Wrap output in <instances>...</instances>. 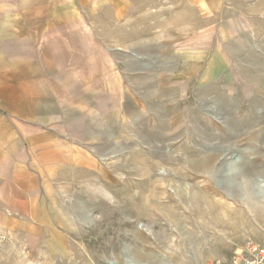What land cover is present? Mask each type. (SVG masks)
I'll use <instances>...</instances> for the list:
<instances>
[{
	"label": "crops",
	"instance_id": "obj_1",
	"mask_svg": "<svg viewBox=\"0 0 264 264\" xmlns=\"http://www.w3.org/2000/svg\"><path fill=\"white\" fill-rule=\"evenodd\" d=\"M226 3L0 0V238L56 243L54 212L67 201L94 204L102 189L116 209L117 158L142 145L134 122L143 109L132 100L158 77L149 68L164 67L150 52L164 50L166 37L200 36V46L172 52L173 88L236 84L213 47ZM256 150L264 158V144Z\"/></svg>",
	"mask_w": 264,
	"mask_h": 264
},
{
	"label": "rangeland",
	"instance_id": "obj_2",
	"mask_svg": "<svg viewBox=\"0 0 264 264\" xmlns=\"http://www.w3.org/2000/svg\"><path fill=\"white\" fill-rule=\"evenodd\" d=\"M222 18L213 47L236 84L179 95L172 52L200 36L166 37L149 54L164 67L132 100L142 145L117 158L116 209L103 189L94 204L67 201L54 212L61 241L4 236L0 264H204L230 261L249 236L264 246V0H227Z\"/></svg>",
	"mask_w": 264,
	"mask_h": 264
},
{
	"label": "built area",
	"instance_id": "obj_3",
	"mask_svg": "<svg viewBox=\"0 0 264 264\" xmlns=\"http://www.w3.org/2000/svg\"><path fill=\"white\" fill-rule=\"evenodd\" d=\"M204 264H264V246L254 241H246L234 251L230 261H207Z\"/></svg>",
	"mask_w": 264,
	"mask_h": 264
},
{
	"label": "bare ground",
	"instance_id": "obj_4",
	"mask_svg": "<svg viewBox=\"0 0 264 264\" xmlns=\"http://www.w3.org/2000/svg\"><path fill=\"white\" fill-rule=\"evenodd\" d=\"M196 199V198H195ZM213 216H214V218H215V220L218 222V220H220V216L217 214V213H213ZM222 221V220H221Z\"/></svg>",
	"mask_w": 264,
	"mask_h": 264
}]
</instances>
